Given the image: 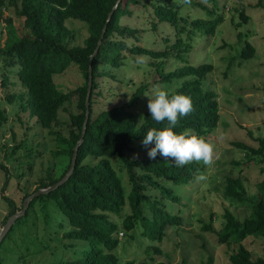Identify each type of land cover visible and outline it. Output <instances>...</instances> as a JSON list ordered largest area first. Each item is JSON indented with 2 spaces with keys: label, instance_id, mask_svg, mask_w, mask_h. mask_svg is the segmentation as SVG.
I'll return each instance as SVG.
<instances>
[{
  "label": "trees",
  "instance_id": "1",
  "mask_svg": "<svg viewBox=\"0 0 264 264\" xmlns=\"http://www.w3.org/2000/svg\"><path fill=\"white\" fill-rule=\"evenodd\" d=\"M115 1L0 0V22L3 23V30L0 29V86L5 88L16 82L20 87L17 92L5 93L4 99L8 104L18 100L21 111H26L28 117L34 118L35 123L54 136L56 150L53 155L66 160L58 176L51 177L47 169L46 181H40L31 192L57 181L69 166L85 113L89 56L105 25L101 42L91 61L88 118L83 141L77 148L74 168L54 190L33 197L23 215L13 222L38 211L44 222L50 217L56 220L60 229L64 228L61 237L70 241L68 244L81 243L73 259L57 264H120L115 253L119 244V229L129 239L133 235L128 232L140 228L139 234L151 241L143 251L149 255L160 254V249L152 242L162 240L167 226L180 223V216L172 211L174 204L180 201L174 186L192 181L204 169V164L195 161L177 167L173 161L164 160L159 155L155 160L148 156L131 158L128 155L127 152L133 150L131 145L134 142L142 143L149 129L160 130L168 124L167 121L154 122L147 109L137 123V111H133V108L145 97L146 83L137 85L121 104L94 111L95 96L100 94L99 79L111 76L108 72L110 68L120 67L128 55L132 58L134 55L148 57V65L156 77L150 84H166L176 80L178 84L174 90L192 100L194 110L181 117L173 131L180 133L190 129L204 139L217 126V96L203 84L213 66L210 63L191 65L184 58L196 35H211L222 21L221 14L215 12V0H191L188 4L183 0H178L179 3L177 0H146L152 14L151 28L155 30L157 24L166 23L174 30V41L169 43L168 38L164 37V46L160 49L138 45L139 35L144 30L120 22L121 17L131 16L130 6L146 4L140 0H120L106 21V15ZM208 2L211 4L208 5ZM182 4L202 10L206 17L189 18L180 14ZM255 6L264 8L261 0H257ZM7 10L13 16L4 15ZM235 10L241 22L245 23L249 16L244 13V8ZM67 19L85 24L86 31L80 44H71L73 32L65 25ZM236 35L241 43L239 58L252 57L254 48L246 40H241L239 32ZM169 60L179 61L180 65L166 70L165 64ZM69 63L77 67L82 80L75 88L63 91L55 84L53 76L61 73ZM9 67L15 69L14 81L10 80L13 71L10 72ZM73 96L75 112L68 113L67 135H61L52 127L59 123V109ZM0 118H3V111H0ZM254 141L255 145L236 140L230 142L244 152V161L234 160L230 163L237 166L254 162L259 165L258 171L262 174L255 184L257 196L247 216L238 220L226 209L222 213L224 223L216 232L218 242L230 246V239H237L228 255L231 264H264L262 257L251 259L250 252L241 242L247 236L264 237V135L256 137ZM88 158H95L96 161L90 162ZM112 158L120 163L125 172L127 189L122 185L121 175L112 166ZM221 189L222 196L230 202L246 200V190L238 176L225 175ZM31 192H23L21 200ZM3 198L9 206L5 221L19 206L8 197ZM124 206L128 211L121 218L119 227L109 216L120 217ZM49 211L56 213L51 216ZM64 223L67 224L66 228ZM202 228L211 230L209 224H204ZM123 264H133V261L127 260ZM201 264H212V258L208 256Z\"/></svg>",
  "mask_w": 264,
  "mask_h": 264
},
{
  "label": "rangeland",
  "instance_id": "2",
  "mask_svg": "<svg viewBox=\"0 0 264 264\" xmlns=\"http://www.w3.org/2000/svg\"><path fill=\"white\" fill-rule=\"evenodd\" d=\"M145 6L132 5L131 16H123L121 24H127L143 29L139 35L138 45L160 49L164 46L163 38L174 41V30L166 23H159L155 30L151 28V12L146 0H140ZM264 5V0H261ZM178 2V0H177ZM257 0H215L216 13L221 14L222 21L216 25L211 35H196L191 42V48L185 55V62L191 65L210 63L213 69L203 80L206 88L215 92L218 102V121L215 129L210 131L204 140L213 146V162L204 165V169L186 184L174 186L180 201L174 204L173 213L180 216L177 226H167L160 242L153 241L160 249V254H147L143 250L150 244L146 237L139 234L140 228L128 232L132 238L119 229L117 238L119 244L115 253L119 263L129 260L133 264H201L208 256L212 264H231L228 255L235 246V237L230 239L231 245L219 243L216 232L223 227L222 213L224 209L231 212L238 220L248 215L252 202L257 196L255 184L262 178L259 165L250 162L246 165H232L231 161H244V152L232 146L231 141H241L255 145L254 139L264 135V8L255 6ZM179 3V2H178ZM210 5L211 3H207ZM244 8L249 16L242 23L235 9ZM180 14L189 18L206 17L202 10L189 5H181ZM11 11H5L4 15ZM18 21V20H17ZM240 23V25H237ZM65 25L72 30L71 44H80L85 35L83 22L67 19ZM3 23L0 22V29ZM85 28V29H84ZM241 40H246L253 48L254 54L247 59L239 58ZM183 37V36H182ZM144 56L128 55L118 68H110L109 75L99 79L93 110L121 104L141 83L148 85L145 97L133 108L135 119L140 121L141 114L147 109V97L156 86L174 89L178 81L166 84H150L155 74L150 65L139 63L138 58ZM2 62L0 61V67ZM180 65L179 61L169 60L165 69ZM10 80L14 81V68H8ZM2 69L0 68V72ZM82 77L73 63L59 74L53 76V81L61 90H70L80 84ZM20 90L18 83L0 86V226L4 223L9 206L3 196L11 199L17 206L22 203L23 192H31L40 181H46L47 169L51 177H56L66 160L53 155L56 150L54 136L28 117L26 111H21L18 100L6 103L5 93ZM75 112V96L65 102L58 111V124L52 129L61 135H67L68 113ZM131 158L147 157V151L154 144L145 148L142 143L134 142ZM90 162L95 158H88ZM112 166L121 175L122 185L128 188L126 175L120 163L111 159ZM202 163V162H200ZM203 164V163H202ZM238 176L246 190V200L230 202L222 196L221 185L225 175ZM6 177H8L5 182ZM5 182V184H4ZM36 209V208H35ZM128 211L124 206L118 215L110 214V218L118 223ZM52 214L55 211H49ZM58 217V215H54ZM43 216L35 211L26 218L13 223L12 229L0 243V259L2 264H57L69 261L80 250V242H71L61 237L64 228L60 229L56 220ZM209 224L211 230L203 229ZM65 228L67 224L64 223ZM1 239V240H2ZM243 246L250 252L251 259L264 258V237L247 236L242 239ZM71 245V246H66ZM150 257L151 260H150Z\"/></svg>",
  "mask_w": 264,
  "mask_h": 264
},
{
  "label": "clouds",
  "instance_id": "3",
  "mask_svg": "<svg viewBox=\"0 0 264 264\" xmlns=\"http://www.w3.org/2000/svg\"><path fill=\"white\" fill-rule=\"evenodd\" d=\"M191 3V0H183ZM148 57L138 58L139 63H146ZM147 97V110L151 119L157 124L167 121L168 126L163 129L151 128L143 136L142 145L147 148V156L155 160L157 155L164 160H171L177 167H183L191 162H202L211 165L213 162V146L192 130L185 129L180 133L173 131L181 117L189 115L193 103L189 96L180 94L174 89L156 86Z\"/></svg>",
  "mask_w": 264,
  "mask_h": 264
},
{
  "label": "water",
  "instance_id": "4",
  "mask_svg": "<svg viewBox=\"0 0 264 264\" xmlns=\"http://www.w3.org/2000/svg\"><path fill=\"white\" fill-rule=\"evenodd\" d=\"M119 1L120 0H116L114 5L110 9V11L107 13L106 21H108L112 11L115 9V7L119 3ZM104 31H105V25L102 27L101 32H100L99 37H98V40L96 42V46H95L93 52L89 56L88 68H87L86 92H85V99H84L85 113H84V117H83V121H82V125H81V131H80L79 139L72 148L69 166H68L67 170L65 171V173L57 181H55L54 183H52L48 186L38 188V189L34 190L33 192L29 193L26 197H24V199L22 200L20 208L17 211L13 212L12 214L8 215L6 217L4 223L2 224V226H0V241L3 238V236L6 234V232L10 228V226L13 224L15 219H17L23 215L25 209L28 206L29 201L33 197L38 196L40 194H45V193H48V192L54 190L57 186L61 185L68 178V176L71 174V172L74 168L76 154H77V148L83 141V136H84V132H85V124H86V121L88 118L87 107H88V99H89L90 88H91V61H92V59H93V57L97 51V48L101 42Z\"/></svg>",
  "mask_w": 264,
  "mask_h": 264
}]
</instances>
